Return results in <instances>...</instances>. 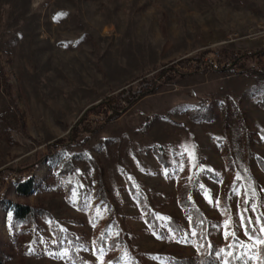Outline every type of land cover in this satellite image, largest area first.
Masks as SVG:
<instances>
[{
	"label": "rangeland",
	"instance_id": "obj_1",
	"mask_svg": "<svg viewBox=\"0 0 264 264\" xmlns=\"http://www.w3.org/2000/svg\"><path fill=\"white\" fill-rule=\"evenodd\" d=\"M259 50L264 0H0V264H72L71 252L87 264H202L190 259L201 251L180 203L192 181L219 250L233 243L229 218L251 245L238 213L247 207L257 232L264 223ZM217 51L232 70L195 68ZM142 82L139 97L122 91ZM9 201L38 213L15 220ZM71 233L84 245L64 244ZM262 246L230 251L244 264Z\"/></svg>",
	"mask_w": 264,
	"mask_h": 264
},
{
	"label": "trees",
	"instance_id": "obj_2",
	"mask_svg": "<svg viewBox=\"0 0 264 264\" xmlns=\"http://www.w3.org/2000/svg\"><path fill=\"white\" fill-rule=\"evenodd\" d=\"M256 53L259 56L264 55L263 50H259ZM235 63H236V61L234 63L232 62V63L225 64L218 71L232 70L234 68ZM252 72L254 75H257L261 78H264V73L262 71L253 70ZM132 98L133 97L130 96L127 98V100L130 102L133 100ZM115 101H116V97H112V96L106 97L103 100V102L106 103L107 105H109V107L111 108L110 113L112 116H116L120 112V110L114 106V105H116ZM65 140H67V142H69V140L73 141L74 137L72 136V137L67 138V139L61 138L60 140H57L54 143H52L50 145V149L60 148L62 145L61 143L65 142ZM232 183H233V181L228 183V185H227L226 191L229 192V194H231L229 189L231 188ZM32 186H33V180H29L27 182L18 181L16 190L18 191L19 194H28L30 192V190L32 189ZM181 190H182V195L180 198V203L184 207L185 214L188 215L190 218L191 227L189 229L192 232L194 231L196 233V235H195L196 242L200 246V251H201V253L199 255H195L194 257H190V259H192V261H193L194 259L197 258L198 260H200V262L202 264H220L221 263L220 260H227L228 264H239V260L237 259L236 253H233L232 257H229L226 255V252L229 250L228 248H226L225 253H222V255L217 256V252H219L218 243L211 238V231L213 229V221L205 215V213L201 210V207L193 200V197H192L193 192L195 190V183L193 181L191 183H184L181 187ZM8 204L12 205V207H11L12 217L15 220L24 221V220H27L29 217L38 213L36 208L31 207L29 205L13 203L11 201H9ZM245 208H247V207H245ZM150 213H151V216H150ZM245 215L247 217H251L253 220V223H254L255 220H254L252 213L249 209ZM167 220L168 221L166 223L168 224L169 229L171 230V232L176 237H178V238L183 237V234L187 233L188 229L186 231V227H184L177 219L171 217V218H168ZM147 221L153 226L154 229L158 230L157 232H159V234L161 236H162V234H165L166 231H165L164 227L162 226V223L164 222V220L158 218V216H156V214L154 215L152 212H149L147 214ZM201 221H202V223H200ZM69 235H70V237H68L69 241H64L63 242L64 244H65V242H66V244L68 242L69 244L71 243L73 245H78V246L84 245L83 240L81 238L82 237L81 235L72 234V233ZM59 243H60L59 244L60 246H61V244L63 245L62 242H59ZM120 244H122V247L128 251V254L129 253L133 254V252L131 250V245L126 240L125 237H123L122 242ZM71 253L69 255H66L65 259L67 261H69L72 264H87V262H85V260L82 257H80L79 255H77L74 252H71ZM258 253H260L261 259H264V245L258 251ZM119 257H118V259H119ZM117 260H114V261L112 260L110 262H112L113 264H117L118 263ZM175 261H180V260H175ZM249 264H260V261L255 260V262H251Z\"/></svg>",
	"mask_w": 264,
	"mask_h": 264
},
{
	"label": "snow or ice",
	"instance_id": "obj_3",
	"mask_svg": "<svg viewBox=\"0 0 264 264\" xmlns=\"http://www.w3.org/2000/svg\"><path fill=\"white\" fill-rule=\"evenodd\" d=\"M194 158V157H193ZM237 179H239V176H237ZM207 195V194H206ZM211 202V197H208ZM219 201H217V204ZM245 204L248 203V200L246 199L244 201ZM252 210L255 211V206H252ZM248 209L245 208L243 213H238L239 215V225L238 227L243 230V236L247 238L248 241H252L253 243L251 245L245 243L244 240H242L238 235L236 229L229 230V225L232 224L231 218L226 220L224 222L223 227V236L225 240H228L229 237H231L233 243H229L227 245V248L229 251L226 252V255L229 257L233 256L232 251L230 249H233L235 247L244 248L246 250H251L256 244L264 245V223H261L262 217L256 218V224H259L260 227L258 229L259 234H257V228L253 223V220L251 217H247L245 214L247 213ZM264 216V214H262ZM202 223V221L200 222ZM192 235H196V233L193 231ZM103 239V237H102ZM101 254H103V249H100ZM221 253H225V249H220L217 255H220ZM245 256L247 257V252L245 253ZM259 260L260 264H264V259H261L260 253H256L253 256L247 257L244 261V264H248V260ZM224 264H228V261L225 260Z\"/></svg>",
	"mask_w": 264,
	"mask_h": 264
},
{
	"label": "built area",
	"instance_id": "obj_4",
	"mask_svg": "<svg viewBox=\"0 0 264 264\" xmlns=\"http://www.w3.org/2000/svg\"><path fill=\"white\" fill-rule=\"evenodd\" d=\"M251 54V53H247ZM195 62V61H194ZM228 62L222 61L221 53L218 51L216 53H208L203 56H200V58L195 62V68L197 69H206V70H219L224 66L225 64H228ZM134 87L127 86L122 91L125 94L133 95V97H139L142 94H144L149 89V83L142 82L136 85L134 84Z\"/></svg>",
	"mask_w": 264,
	"mask_h": 264
}]
</instances>
